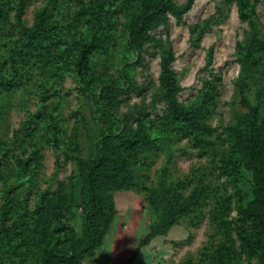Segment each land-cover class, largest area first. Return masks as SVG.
Masks as SVG:
<instances>
[{
	"label": "rangeland",
	"instance_id": "374dc122",
	"mask_svg": "<svg viewBox=\"0 0 264 264\" xmlns=\"http://www.w3.org/2000/svg\"><path fill=\"white\" fill-rule=\"evenodd\" d=\"M139 4L0 0V264H42L51 251L63 264L85 246V172L101 147L110 227L82 264H217L225 247L235 264H264L251 247L256 184L243 140L244 101L264 128V0H196L151 32L142 53L129 46ZM82 40L94 49L81 76ZM168 52L183 88L177 101L202 112L199 127L170 110L161 82ZM137 132L148 147L129 148ZM62 187L67 207L48 216L46 200ZM195 196L192 212L167 221L168 204Z\"/></svg>",
	"mask_w": 264,
	"mask_h": 264
},
{
	"label": "trees",
	"instance_id": "16d2710c",
	"mask_svg": "<svg viewBox=\"0 0 264 264\" xmlns=\"http://www.w3.org/2000/svg\"><path fill=\"white\" fill-rule=\"evenodd\" d=\"M229 3L240 2L241 0H226ZM196 0H187L183 5H177L173 0H139V12L135 15L130 23V37L129 46L132 50L142 53L146 44L149 42L151 32L166 26L171 16L175 18H182L185 14L192 10ZM38 30L45 31V28L38 24ZM30 38H33L29 34ZM78 54L75 56V67L81 76L85 70L90 55L94 49L93 43H86L79 41L77 44ZM176 58L172 52H168L163 56L161 61V82L166 91V98L170 105V110L184 122L192 126H200L202 118L200 111H188L184 106L178 103V96L183 91V88L176 79V73L172 68ZM113 93V90L108 92ZM108 99L109 96H106ZM245 105L250 108L249 122H250V135L243 138L245 149L249 156L252 166L253 174L255 177V198L251 203L248 210L249 215L255 224L254 242L251 244L253 249H257L261 253V259L264 262V128L259 124L258 109H253L249 103L244 101ZM137 145L148 147L150 145L147 136L141 132L136 133V138L131 142L129 148L133 149ZM106 148L101 147L98 156L95 160L91 161L87 166L85 172L87 181V190L85 193L88 212L85 217V237L86 244L81 249H74L70 258L63 264H82L83 260L92 255L103 244L104 238L110 227L108 220L107 210L101 203L99 195V177L101 171L108 163ZM127 168L126 160L120 163H114L113 169L117 176ZM233 170L237 172V166L233 163ZM56 194V193H55ZM54 194V195H55ZM56 200H46L48 204L43 208V211L51 214L54 217H59L62 209L67 207L68 193L62 187L56 194ZM198 197L195 196L187 202L178 203L174 199L172 203L168 204L167 208V221L173 224L180 216L192 212V207L197 203ZM53 201V203H52ZM43 216L40 217L41 220ZM102 219V221H101ZM100 221V223H98ZM103 222V223H102ZM102 223V224H101ZM168 226V225H167ZM98 227V228H96ZM250 245V244H249ZM221 250V259L217 264H235L236 255L233 251L227 249ZM59 255L54 252H46L42 264H56Z\"/></svg>",
	"mask_w": 264,
	"mask_h": 264
}]
</instances>
